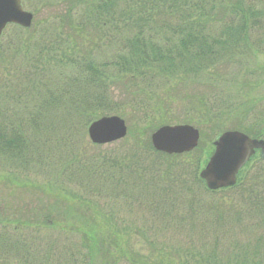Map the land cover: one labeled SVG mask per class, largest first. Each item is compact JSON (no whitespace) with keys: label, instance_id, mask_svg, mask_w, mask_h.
Instances as JSON below:
<instances>
[{"label":"trees","instance_id":"16d2710c","mask_svg":"<svg viewBox=\"0 0 264 264\" xmlns=\"http://www.w3.org/2000/svg\"><path fill=\"white\" fill-rule=\"evenodd\" d=\"M76 3L82 5L79 25L98 32L102 28L106 40L113 39L119 45L106 53L111 54L109 61L90 53H70L67 42L75 49L78 46L69 35L65 42L53 34L37 46L32 41L33 31L28 34L27 29L18 27H14L20 29L18 32L11 30L0 44V64L4 65L6 75L4 78L0 73V117L17 115V118L0 120V178L31 182L28 180L31 171L37 173L59 161L62 169L55 168L52 175L35 178L45 186L41 187L44 192L68 191L73 200L82 202L85 214L77 213L82 225L78 231L82 235L71 224L70 234L61 233L60 239L53 238L51 233L41 238L39 230L49 228L45 231L52 232L50 228L55 224H63L52 218L51 209L45 207L32 213L34 208L32 211L30 208L21 213L22 218L0 222V261L8 263L9 258L16 264L109 262L105 235L94 221L96 215L97 220L103 217L98 210L103 204L96 199L106 197L122 201L124 207L135 208L137 204L143 209L144 212L133 211L134 218L143 223L132 225L133 235L147 239L150 230H163L159 234L165 242L148 243L152 259L149 257L148 261L129 250V264H264V156L251 159L252 166L258 168L255 175L246 172L235 186L211 191L197 174L210 153L205 152L204 158L194 155L201 143L190 153L166 155L152 148L146 133L140 144L142 151L161 160L156 168L143 169L126 161L134 158L140 162L135 153L136 142L129 148L130 155L99 152L87 156L90 153L84 151L85 157H80L70 136L83 135L85 127L100 116L118 113V107L124 103L114 100L111 87H121L127 94V104L144 111L148 103L143 89L135 88L143 84L142 88L147 87V94H151L153 85L163 82L168 89L192 86V92L184 93L190 103L180 111L185 118L178 121L161 115L153 130L164 124L190 123L202 135L212 134L210 142L230 129L255 138L264 137V0H78ZM19 56L23 57L24 71L14 80L16 75L8 66L13 65L16 70L13 63ZM110 67L114 71L108 70ZM27 90L28 96H32L30 106L22 103V97H28ZM139 93L142 94L137 96ZM148 108L153 112L143 113L142 124L156 117L161 109L171 110L168 104L163 108L159 103ZM146 126L149 124L140 130ZM59 133L65 134L60 141L64 158L51 160L49 156L50 161L46 162L40 154L46 153L42 143ZM86 143L92 148L102 147L89 140ZM191 154V162L175 161ZM70 157L79 168L67 169ZM30 164L36 168L33 170ZM66 169L73 174L67 180L73 185L78 183L79 194L59 184L66 178L63 173ZM77 174L81 176L79 181ZM174 209L186 215L174 216ZM111 212L108 217L112 220L106 221L121 231L119 219L114 220L118 217ZM106 221L102 222L108 224ZM10 223L14 225L8 230L6 225ZM29 228H35L36 233ZM74 232L79 234L80 241L73 246L70 236ZM167 237L174 239L168 241L174 246L166 243Z\"/></svg>","mask_w":264,"mask_h":264},{"label":"rangeland","instance_id":"374dc122","mask_svg":"<svg viewBox=\"0 0 264 264\" xmlns=\"http://www.w3.org/2000/svg\"><path fill=\"white\" fill-rule=\"evenodd\" d=\"M76 1L78 0H75V1L73 0H22L23 2L22 4L24 8L27 11H30L33 13V19H32L31 25L30 27H28L30 29L27 28L26 33L29 34L30 33L29 31L34 32V38H32V41L36 43L37 46L41 45V41L51 39L53 37V34L64 39L65 42L67 41L66 35H69L71 36L72 41H74L75 45L78 46L77 47L78 49H75L74 46H72L69 42H67L66 44L69 47H71L70 53L78 52V55L90 53L94 57L98 56L100 59L104 58V59H108L109 61H111L112 60V58H110L111 54L109 53L108 55H106V53L108 51L109 52L114 51L118 43L116 44L113 39H111L108 42L105 36L103 35L104 29L102 28L100 32H98L92 27H84L82 25H79L78 24V19H79L78 13L82 9V5L77 4ZM72 5H74V7L70 8ZM14 27L16 28L18 27L21 29V27L16 26V25H14L13 27L8 26L7 29L4 31L0 44L2 43V41L3 42L6 41L7 35H9L11 30L16 31V32L20 30V29H15ZM66 27L70 29L71 32H73V34L70 33V31ZM55 30L62 32L64 34L59 36L56 32H54ZM46 33H48L47 36H46ZM113 35H114V32H113ZM45 36L46 38H44ZM9 37L13 38L12 35ZM10 40L12 39L8 38V41ZM65 48H68V47L66 46ZM33 53L34 55L36 54V52H33ZM23 63H24L23 57L19 56L13 63L16 66L17 71L14 69L13 65L8 66V68L13 69L12 71L13 75H16V79L14 80H17L20 77L21 72L24 71ZM2 68H5V67L4 65L2 67V64H0V73L2 76H4L3 75L4 70ZM108 70L114 71L113 69H111V67ZM31 73H32V76L36 75V72L33 70L31 71ZM5 77L6 75L4 76V78ZM163 84H164L163 82H160L157 85H153L152 93H155V95H153L152 93L147 94L149 89L147 87L145 89L142 88L143 84H139L140 88L138 87L135 88V89H143L144 97L146 98L145 100L148 103L147 108L144 111H140L139 109H132V107L129 104H127L128 103L126 102L127 94L126 92L124 93L121 87H117V88L111 87L110 92L112 93L114 100L118 101V103H120V101L124 103L118 107L117 109L118 113H114V114L120 115V117H122L125 120V123L128 127V136L126 137V139L114 142L112 144L103 145L102 147L96 149L95 147L92 148L91 146H89L88 145L89 143L88 144L86 143L89 140L88 134H87V126H86L85 129L83 130V133H84L83 135L81 134L70 135L75 140V143L77 144V149L81 153L80 157H85L83 153L84 151H87L88 153H90V155H87V156L99 154V152L129 154L132 151V149H129L130 146H132L133 142H136V145H137L136 149L138 151L135 153L138 154V156L140 157V162H137L134 158L132 159L128 158V160L126 161H129V163L132 162V165L138 166L143 169H144V166H147L150 168H156L159 165L161 158L158 156H155L153 153L142 151L143 149L141 148L140 144L143 142L146 133H147V139L148 140L150 139V134H149L150 132H148V130L149 129L153 130L155 128L156 126L155 122L158 120V118H160L161 115H162L161 116L162 118H166V119L172 118L178 121L181 120V118H185V116L180 114V111H183V108H185V106H187L190 102L186 98L187 94L185 95L184 93L192 92V86L188 84H185L184 86L183 85L173 86L174 89L173 88L168 89L166 88L167 86H164ZM27 92L28 93H26V95L28 96L29 91L27 90ZM140 94L142 93H139L137 96H139ZM180 96L184 98L183 101H181ZM22 100H23L22 103H25L28 106L32 104V96L30 97V95L25 98L22 97ZM157 103H159L160 106H163V108L165 104H168V107H170L171 110L164 111L165 110L164 109L163 111H161L162 109L160 110L159 108L160 111L157 113L156 117L150 118L149 120L145 122V124H142L140 122V117L147 110H149V112H153V110L149 109L148 106L150 104L156 105ZM16 118H17V115H10L7 118H5V116H2L0 117V120L1 121L3 120L14 121ZM254 118L255 117H253V119ZM147 123L149 124V127L146 126V128H143L142 130H140L141 127H143ZM140 124H142V126H140ZM45 135L48 136V134H45ZM200 135H201L200 137L201 147L200 149H198V151L194 155L198 157L203 156L204 158V153L211 149L210 139L213 136L209 132H205L203 135L201 133ZM53 136L54 138L47 137L48 141H46L45 143H42V146H41L42 150L46 152V153H40L41 158H46L47 159L46 162L50 161L49 158H47L49 156L51 160L56 159V158H59L60 160L64 158L65 151L62 147H60L62 143L60 141H62V136H65V134L59 133V134H53ZM33 160L35 161V159ZM175 161L179 163L180 162H191L192 154L189 155L188 157L175 159ZM150 163H152V166H150ZM56 164L57 165L55 166L49 165L45 169L46 172L45 170H42V171L38 170L37 173H33L31 171L30 172L31 174H29L30 179H28L31 182L17 183L16 181L10 182L8 180H2L0 178V222L2 221L6 222L8 219L14 220L15 218H18V217L22 218L21 213H24L23 211L30 209V208H31V211L33 210L32 208H34V211L32 213H36V212L39 213L38 210L46 207L49 210L51 209L52 218L54 219L57 218L59 223H62L63 225L68 224V226H64L65 227L64 228L63 225H59L57 223L53 227L50 228L52 232L45 231L49 228L39 230L38 232H40L39 236L41 238H43L44 235L51 233V236L53 238L58 237V239H60L63 237L62 234L64 235L70 234L68 230L71 224L72 226H74V231H77L80 234L78 229L81 228L82 225L78 223L77 213L80 212L81 216L82 214L83 215L85 214L84 213L85 208H82V202L80 200H73L71 196L69 195L68 191H64V192L62 191L61 193H56V192H51L49 189H46V191L44 192V190L41 189V187H45V186H42L41 181L39 180H37L39 182L36 181V178L37 179L45 178V176H47L48 173L52 175L55 168L62 169V165L59 163V161ZM252 164L253 162L248 164V166L243 170L241 177H243L246 172H250V171H251L250 175H255L256 173H258L257 165L252 166ZM29 166L33 170L36 168L34 164H30ZM67 166H68L67 169H73V170L75 168L80 167V165L77 164L71 157L68 161ZM202 166H203V163H201L200 168ZM67 169L65 170L66 174H65V171L63 172L66 178L63 179L59 184L65 186V188H67L68 190L79 194L80 192L77 190L78 183H75L73 185L69 180H67L70 175H73L71 174L70 170H67ZM199 170L200 169H198V172ZM82 178L84 180V176H82ZM80 179H81V176L77 174L76 180L79 181ZM244 180L246 179L244 178ZM188 182L190 185H192V181H188ZM96 201L100 204H103V206H101L98 209L99 211H101L100 215H102L103 217L97 220L98 217L96 215L94 221L95 223L100 224L99 229L100 231L102 230L101 232L105 235L106 246L109 251V254L107 253V255H109V259H108L109 262L105 260V262H101V263L98 262L97 264H129L131 263L129 260V257H130L129 250H132V252L135 254L145 256V258L148 260V258L150 257V252H149L150 247L148 243L157 242V241L165 242L163 237L159 234V232L163 231L161 229L156 230L155 232H151V230L149 232L147 231L150 234V237H148L147 239H142L141 237H137L133 235L135 233V230L134 231L131 230L133 228L132 225L141 226L143 224L139 221L138 218H134L133 211L144 212L143 209L138 207L137 204H135V208L131 206L124 207L121 205L122 201L120 200L113 201V199H109L106 197L101 198L99 200L96 199ZM144 202H147V201L144 200ZM112 204L117 206L119 211H116L113 208ZM110 209L115 212L113 215L118 217L117 219H114V220L119 219L120 221L119 225H120L121 231H117L115 228V225L111 221L110 223L106 221V220H112L108 217V213L112 215V212ZM173 212H174L173 213L174 216L186 215V213H183L180 210L176 211V209H174ZM104 220L108 224H105L104 222H102ZM90 221L89 223L91 222L93 223V221L91 222ZM110 224L112 226H110ZM13 225L14 223H10L9 225H6V227L8 230H10V226H13ZM17 226L21 227L18 224ZM112 227L115 229H113ZM0 229H1V225H0ZM28 230L30 232H34L33 234H35L37 231L35 228H29ZM20 231H22V229H20ZM101 232H99L100 236H101ZM116 232L121 233L120 236L116 234ZM126 233L128 234L129 238ZM136 233H139V231H136ZM79 234H76V232H74V234L70 236V238H73L72 243H70L71 245L74 246L79 243L78 240L80 241V239L77 238V235ZM128 240H129V243L127 244L126 242ZM171 240H174V239H170L169 237H167L166 243L174 246L173 243L168 242ZM67 241L69 242L70 239ZM116 241H117V245L115 243ZM122 253L126 257H124ZM155 256H156V252L153 254L152 257L155 258ZM7 262L8 263L0 261V264L1 263L16 264L15 261L13 262V260L9 258L7 259Z\"/></svg>","mask_w":264,"mask_h":264},{"label":"water","instance_id":"95a60500","mask_svg":"<svg viewBox=\"0 0 264 264\" xmlns=\"http://www.w3.org/2000/svg\"><path fill=\"white\" fill-rule=\"evenodd\" d=\"M31 18L32 14L22 9L20 0H0V35L8 23L27 27ZM126 131L124 120L116 115L101 117L88 127L89 138L96 144L120 139ZM198 139V130L187 124L165 125L151 135L154 148L167 154L190 151L196 147ZM214 146L213 153L199 173L212 190L234 185L239 170L255 150H264V141L239 131H226Z\"/></svg>","mask_w":264,"mask_h":264}]
</instances>
